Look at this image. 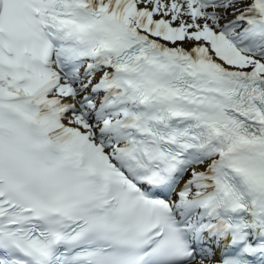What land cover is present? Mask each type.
Listing matches in <instances>:
<instances>
[{"label":"snow or ice","instance_id":"6c2138e0","mask_svg":"<svg viewBox=\"0 0 264 264\" xmlns=\"http://www.w3.org/2000/svg\"><path fill=\"white\" fill-rule=\"evenodd\" d=\"M0 264H264V0H0Z\"/></svg>","mask_w":264,"mask_h":264},{"label":"bare ground","instance_id":"6f19581e","mask_svg":"<svg viewBox=\"0 0 264 264\" xmlns=\"http://www.w3.org/2000/svg\"><path fill=\"white\" fill-rule=\"evenodd\" d=\"M217 255H218V253H217Z\"/></svg>","mask_w":264,"mask_h":264}]
</instances>
